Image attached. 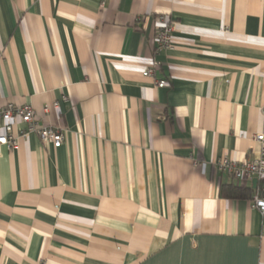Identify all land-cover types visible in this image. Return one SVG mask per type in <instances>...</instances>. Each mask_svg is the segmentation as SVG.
<instances>
[{"label": "crops", "instance_id": "obj_1", "mask_svg": "<svg viewBox=\"0 0 264 264\" xmlns=\"http://www.w3.org/2000/svg\"><path fill=\"white\" fill-rule=\"evenodd\" d=\"M0 53V107L65 134L0 148V264H264L217 168L259 154L264 0H0Z\"/></svg>", "mask_w": 264, "mask_h": 264}, {"label": "built area", "instance_id": "obj_2", "mask_svg": "<svg viewBox=\"0 0 264 264\" xmlns=\"http://www.w3.org/2000/svg\"><path fill=\"white\" fill-rule=\"evenodd\" d=\"M160 27L157 33V42L161 48H169L172 45V32L175 24L166 13L159 16ZM3 54L0 53V59ZM158 63H154L144 75L149 76L154 73ZM160 87L165 86L164 81L158 83ZM49 111V108H45ZM20 119L27 125L26 128L19 131L18 135L13 134V124ZM0 121L5 123L6 134L0 135V148L8 145L16 148L20 139L27 137L30 133H37L43 142H51L59 146L65 139V134L61 129L40 124L35 120V110L30 105L8 104L6 107H0ZM254 140L259 143V154L253 158L244 161L231 159L227 156L221 157L217 162V168L221 173L234 177L239 185H245L252 179L257 180V186L260 184L253 196L254 205L264 215V132L257 133Z\"/></svg>", "mask_w": 264, "mask_h": 264}, {"label": "trees", "instance_id": "obj_3", "mask_svg": "<svg viewBox=\"0 0 264 264\" xmlns=\"http://www.w3.org/2000/svg\"><path fill=\"white\" fill-rule=\"evenodd\" d=\"M260 184L258 185V187ZM258 187H246L240 185H225L222 188V192L229 198L233 199H248L253 200V196L258 189Z\"/></svg>", "mask_w": 264, "mask_h": 264}, {"label": "water", "instance_id": "obj_4", "mask_svg": "<svg viewBox=\"0 0 264 264\" xmlns=\"http://www.w3.org/2000/svg\"><path fill=\"white\" fill-rule=\"evenodd\" d=\"M256 182H257V180H256V179H254V183H255V185H256Z\"/></svg>", "mask_w": 264, "mask_h": 264}]
</instances>
